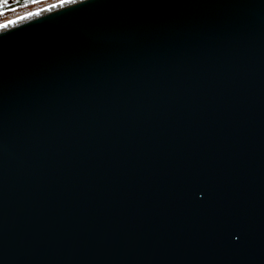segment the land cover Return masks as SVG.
I'll return each mask as SVG.
<instances>
[{"label": "water", "instance_id": "95a60500", "mask_svg": "<svg viewBox=\"0 0 264 264\" xmlns=\"http://www.w3.org/2000/svg\"><path fill=\"white\" fill-rule=\"evenodd\" d=\"M62 1L0 24V264H264V0Z\"/></svg>", "mask_w": 264, "mask_h": 264}, {"label": "rangeland", "instance_id": "374dc122", "mask_svg": "<svg viewBox=\"0 0 264 264\" xmlns=\"http://www.w3.org/2000/svg\"><path fill=\"white\" fill-rule=\"evenodd\" d=\"M56 1L60 0H32V2L21 3V5H13L10 7H3L0 9V24L9 22L10 20L22 15L30 14L33 11L40 10L44 6L53 4Z\"/></svg>", "mask_w": 264, "mask_h": 264}, {"label": "trees", "instance_id": "16d2710c", "mask_svg": "<svg viewBox=\"0 0 264 264\" xmlns=\"http://www.w3.org/2000/svg\"><path fill=\"white\" fill-rule=\"evenodd\" d=\"M32 2V0H0V9L13 5H21V3Z\"/></svg>", "mask_w": 264, "mask_h": 264}, {"label": "bare ground", "instance_id": "6f19581e", "mask_svg": "<svg viewBox=\"0 0 264 264\" xmlns=\"http://www.w3.org/2000/svg\"><path fill=\"white\" fill-rule=\"evenodd\" d=\"M66 1V0H65ZM65 1H62V2H65ZM58 3H61V2H58ZM54 4H57V3H54ZM52 5H50V6H47V7H51ZM43 9V8H42ZM41 10V9H40ZM32 13V12H31ZM30 13V14H31ZM27 15H29V14H27Z\"/></svg>", "mask_w": 264, "mask_h": 264}]
</instances>
